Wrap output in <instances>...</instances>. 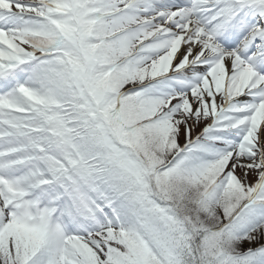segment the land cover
I'll list each match as a JSON object with an SVG mask.
<instances>
[{"label": "snow or ice", "instance_id": "6c2138e0", "mask_svg": "<svg viewBox=\"0 0 264 264\" xmlns=\"http://www.w3.org/2000/svg\"><path fill=\"white\" fill-rule=\"evenodd\" d=\"M0 264H264V0H0Z\"/></svg>", "mask_w": 264, "mask_h": 264}]
</instances>
